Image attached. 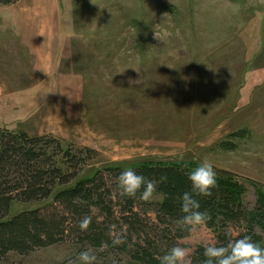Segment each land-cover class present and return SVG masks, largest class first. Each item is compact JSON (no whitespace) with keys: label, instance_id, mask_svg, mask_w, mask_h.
I'll list each match as a JSON object with an SVG mask.
<instances>
[{"label":"rangeland","instance_id":"rangeland-1","mask_svg":"<svg viewBox=\"0 0 264 264\" xmlns=\"http://www.w3.org/2000/svg\"><path fill=\"white\" fill-rule=\"evenodd\" d=\"M22 1L23 9L0 5V132L96 152L75 181L115 166L192 171L208 160L217 177L234 176L248 208L256 205L264 195V0ZM19 31L55 34L50 56L45 44L41 58L19 55ZM48 151L60 163L63 154ZM51 201L15 204L10 217ZM156 201L137 206L149 224ZM211 237L199 230L187 241L208 246ZM89 249L96 264H137L122 247L73 241L0 264H72Z\"/></svg>","mask_w":264,"mask_h":264},{"label":"trees","instance_id":"trees-1","mask_svg":"<svg viewBox=\"0 0 264 264\" xmlns=\"http://www.w3.org/2000/svg\"><path fill=\"white\" fill-rule=\"evenodd\" d=\"M20 1L0 0V4L12 6ZM54 146L63 154L60 163L48 151ZM221 147L235 149L226 142ZM86 151L88 156L84 150L64 149L55 139L0 132V257L27 255L73 241L94 249L122 247L137 264H160V257L181 245L190 250L187 264H205L206 246L192 247L187 241L199 230L211 233L208 245L227 246L230 241L251 236L264 247V195L248 208L233 175L221 173L211 196L194 193L201 205L199 210L209 218L202 226H189L183 222L185 214L179 198L192 191L188 179L191 169L163 164L131 168L156 184L151 196L157 197L151 202L156 223L149 224L150 218L138 211L137 206L145 201L139 193L134 198L120 195L118 177L127 169L109 167L91 178L75 181L87 160L96 155L93 150ZM51 199L44 208L10 217L15 204H41ZM86 215L91 216L92 223L81 231L79 223ZM116 239L122 243L114 244Z\"/></svg>","mask_w":264,"mask_h":264},{"label":"clouds","instance_id":"clouds-1","mask_svg":"<svg viewBox=\"0 0 264 264\" xmlns=\"http://www.w3.org/2000/svg\"><path fill=\"white\" fill-rule=\"evenodd\" d=\"M188 179L191 182L192 191L184 192L179 198L181 211L185 214L183 222L189 226H202L209 217L206 212L199 210L201 205L194 197V193L211 196L212 189L217 187V174L213 164L204 160L190 172ZM118 187L121 190V196L134 198L139 193L140 198L147 201L153 195L156 184L143 175H138L134 170L127 169L120 173ZM91 223V216H84L79 223L81 231H86ZM113 243L120 244L122 240L116 239ZM204 256L205 264H264V247L254 242L251 236H244L230 241L227 246L208 245L204 249ZM188 257V249L175 246L160 257L159 261L160 264H186ZM96 261V254L89 249L81 251L72 264H96Z\"/></svg>","mask_w":264,"mask_h":264},{"label":"crops","instance_id":"crops-1","mask_svg":"<svg viewBox=\"0 0 264 264\" xmlns=\"http://www.w3.org/2000/svg\"><path fill=\"white\" fill-rule=\"evenodd\" d=\"M22 2L23 1L21 0L19 3H17L16 5H12L11 7L17 6V7H20L21 9H23L24 8V5L20 6V4ZM4 7H7L9 9V6H4ZM26 15H30V14L27 13ZM6 19L7 20L5 21V23H4V20H2V21H3V23L5 25H7V27H9L10 20L8 18H6ZM17 20L18 19H14V23L15 24H17L19 22V20L18 21ZM0 30L4 31L3 28H1ZM19 33L20 34H18V35L16 34V38L18 39V44L20 43V47L23 50V52L22 53L20 52L19 55H22V54H25V53H31L32 54V57L31 58H33V56H36L38 58H41L42 57V54H43V51L46 49L44 47V44H45V46L48 47L46 49L47 53L49 51V55H47V56H50V50H52V48H54V46H55L54 45V42H55L56 38H53L55 36V34H53V35L52 34H44V35L43 34H22L20 31H19ZM6 34L5 35H4V33L0 34V41L2 39L4 40V38L6 37ZM44 41H46V43H43ZM22 43H24L25 45H21ZM17 49H15V51ZM15 56L17 57V55H15ZM24 61L28 63V60H24ZM19 62H21V60H19L18 63ZM41 62H42V60H39V65L41 64ZM18 71H22V72H24V71H33V69L32 68H30V69L23 68L22 70L19 69ZM0 72H3V73L5 72V66L0 67ZM9 86H10L9 80L6 79L5 80V87L8 88ZM16 110H17L16 107H15V109L13 108V111H16Z\"/></svg>","mask_w":264,"mask_h":264},{"label":"bare ground","instance_id":"bare-ground-1","mask_svg":"<svg viewBox=\"0 0 264 264\" xmlns=\"http://www.w3.org/2000/svg\"><path fill=\"white\" fill-rule=\"evenodd\" d=\"M7 32V31H6Z\"/></svg>","mask_w":264,"mask_h":264}]
</instances>
